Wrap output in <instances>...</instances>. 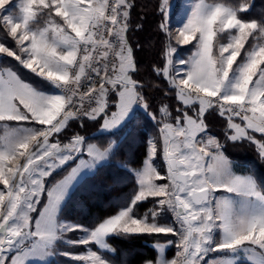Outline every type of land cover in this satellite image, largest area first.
<instances>
[{
	"label": "snow or ice",
	"instance_id": "1",
	"mask_svg": "<svg viewBox=\"0 0 264 264\" xmlns=\"http://www.w3.org/2000/svg\"><path fill=\"white\" fill-rule=\"evenodd\" d=\"M167 5L168 0H163L161 13L165 21L161 22L160 29L165 33L168 29ZM131 7L129 0H113L112 3L109 0H20L16 15L13 13L17 8L15 0H0V27L6 28L20 52L18 55L0 43V54L13 57L37 77L63 90L62 94H47L25 83L11 68L0 69V122H4L5 127V135L0 139V186L3 187L0 190V264H26L30 254L36 258L45 256L62 239L63 233L76 231L84 232V236L78 241L64 243L87 246L94 242L107 248L105 237L110 234L175 235L179 232L181 251L178 255L182 257V264H201L209 253L236 254L249 251L254 245L261 250L260 264H264V190L250 176H233L226 160L212 157L215 163L205 167L202 161L210 155L208 145H215L217 149L220 145L209 138L206 144L198 146L197 140L198 133L207 132L205 112L216 108L228 120L229 129L234 130L235 134L228 139L257 143L264 156V141H255L249 134V130H254L264 135V46L247 53L246 62L233 69L246 38L254 31L264 34V21L246 23L237 18V12L247 11V7L197 5L176 37L181 44L197 41L193 57L189 61L179 59L180 67L170 76L169 66L175 49L169 48L165 53V67L154 69L177 89V97L184 105L199 104L195 119L185 112L182 113L183 123L177 116L175 125L164 123L161 128L169 184L153 183V177L159 173L149 164L136 173L140 191L132 200V206L89 230L81 225L56 221V213L78 172V168H73L61 185L47 192L48 204L40 213V219L33 223L30 214L36 211L44 192V177L69 161L79 160L80 167H95L111 147L101 152L88 145V154L95 155L86 163L81 158L84 137L74 136L63 145L59 140L49 143V137L61 133L70 119L95 121L102 118V130L128 127L137 119V109H148L138 91L144 85L132 78L137 71L136 62L124 35ZM34 9L50 18H59L60 23L49 19L45 27L34 30L30 26V21L36 22ZM217 24L219 28L214 30ZM225 29L235 30L239 35L221 44L219 56L213 58L216 30ZM105 36L115 38V47ZM110 55L114 59L110 60ZM82 78L86 90L81 93ZM109 92L112 93V107L116 109L111 111L110 118ZM93 102L95 107H91ZM85 103L89 104L88 109ZM160 111L168 115L166 107ZM149 116L156 119L150 113ZM235 117L244 121L245 126L233 123ZM8 122L43 127H18L9 132ZM177 139L182 141L183 150L175 143ZM170 146L173 151L169 150ZM149 148V155H155L156 145L151 141ZM20 158H23L22 164L18 162ZM217 191L225 194L217 197ZM149 197L157 198L161 211L170 209L174 213L179 229L157 224L160 211H152L151 223L147 216L135 218L133 206ZM238 198L245 199L248 204L238 209L234 204ZM217 230L222 231L219 241L214 239ZM26 242L31 246L22 252L21 247ZM156 247L159 251L164 249V245ZM77 259L89 260L90 264H106L101 256L90 250ZM157 264L177 262L161 258ZM222 264H233V261L225 260Z\"/></svg>",
	"mask_w": 264,
	"mask_h": 264
},
{
	"label": "trees",
	"instance_id": "2",
	"mask_svg": "<svg viewBox=\"0 0 264 264\" xmlns=\"http://www.w3.org/2000/svg\"><path fill=\"white\" fill-rule=\"evenodd\" d=\"M220 2L235 9L247 11L237 12V16L245 21L255 20L258 24L264 21V0H207ZM132 7L129 9L128 25L126 31L127 44L133 49V58L136 62V73L132 78L144 85L141 94L148 104V109L137 110V119L128 127L124 125L112 131H99L102 118L90 120L82 118L72 121L71 126L61 133V139L66 141L78 131L80 134L87 132L92 134L93 140L98 141L104 147L111 140H116V145L110 153L109 160L102 163L95 172L86 175L74 187L68 199L61 209V217L77 223L94 227L107 217L117 213L121 208L131 204L136 195L139 183L134 169L141 168L149 154V142L158 144L156 162H163V144L159 126L165 118L161 113V107L167 104L171 111L170 120L176 124L175 117H181L182 113L195 115L199 111V104L184 105L177 97V89L163 75H157L154 69H161L166 65V51L169 48L170 37L162 32L160 24L165 21V15L161 13L162 0H129ZM176 11V10H175ZM5 32V27H0V33ZM226 33V32H225ZM225 33L220 36L225 37ZM253 41V37L249 42ZM1 63L7 61L14 67L18 75L25 81L36 87L47 88L45 80L36 75L28 76L27 72L18 67L15 62L1 58ZM112 106V93L109 96ZM149 113L156 117L151 119ZM233 123H241L239 117H235ZM204 123L207 126V134L219 145L220 150L233 161L236 172L249 173L253 176L257 185L264 190V156L261 155L259 145L249 142L247 139L231 141L228 139L233 130L228 127V120L219 114L218 109H208L204 114ZM87 128V130H86ZM255 141H264V135L249 130ZM63 142V141H62ZM71 161L64 165L61 171L73 164ZM47 182V186L52 182ZM152 199L137 202L134 212L138 216L145 214L150 216ZM163 235L154 233L109 235L108 242L113 251L102 250V254L113 261L114 264H142L157 257L156 241H160ZM79 246L70 245V249H78ZM47 264H83L70 260L64 256H57ZM240 264H251L243 261Z\"/></svg>",
	"mask_w": 264,
	"mask_h": 264
},
{
	"label": "rangeland",
	"instance_id": "3",
	"mask_svg": "<svg viewBox=\"0 0 264 264\" xmlns=\"http://www.w3.org/2000/svg\"><path fill=\"white\" fill-rule=\"evenodd\" d=\"M11 2V0H10ZM20 0H15V3L17 4V8L13 9V13L18 15L19 14V10H18V4H19ZM113 0H109V3H112ZM163 3V0H162ZM197 5H202L208 8H214L217 6H222V7H226V8H233L227 4L224 3H220V2H210L207 0H168V5H167V9H166V23L168 25V34L170 37V44H169V48L171 49H175V51L172 53L171 56V60H172V65L169 66V75H175V70L177 67H180V65L177 64V61L179 59H183L185 61H189L193 55L195 54V52L197 51V41L196 40H191L190 43L188 44H181L176 37L179 35V30L182 27L183 23H186L187 19L191 18V13L196 9ZM248 7L247 5L244 6ZM235 9V8H233ZM176 10V11H175ZM34 11L37 12V17H36V22L33 24L30 21V26L33 27V29H42L43 27H45L49 21V19H55L56 23H60V19L56 18V17H48L47 15H43L41 14L37 9H34ZM238 19H241L237 16ZM242 21L246 22V23H250L253 20L250 21H245L243 19H241ZM128 22V19H127ZM128 25V23H127ZM219 25H215L214 26V30L218 29ZM226 32V33H225ZM225 33V37L224 36H220V34ZM126 36V33H124ZM49 38H52V33L49 32ZM239 33L235 30L232 29H225L223 31H219L216 30V35L213 38V43H212V56L213 58H217L219 56V46L221 44H227L228 42H230L231 38L233 36H238ZM196 36L199 37V33H196ZM253 37V41L249 42V39ZM126 38V37H125ZM109 40H111L113 42V46L115 47L117 41L115 40L114 37H109ZM0 43H3L5 45V47L10 48L13 51H16L17 54L19 55V48L15 42V40L13 38H11L5 28V32L4 33H0ZM27 44V42H25ZM259 46H264V34H261L259 32L254 31L251 35H249L246 40L244 41V47L241 49V53L240 56L237 58V61L234 63L233 65V69L236 68V66L240 63H244L246 62V58H247V53L251 52L253 49L258 50ZM168 48V49H169ZM4 58L5 60H9L12 62H15V64L18 67H21L22 69H24L28 76H30L31 74L33 75V73H31L29 70L25 69L22 65H20L18 62L15 61V59L13 57H7L6 54H0V59ZM23 58V57H22ZM109 59L112 60L114 59L111 55L109 56ZM262 67H264V65H262ZM4 68H11L14 72H16V74L18 75V72L16 71V69L14 67H12V65L10 66L9 63L6 61L5 64L1 63L0 60V69H4ZM31 75V76H32ZM19 76V75H18ZM20 77V76H19ZM21 78V77H20ZM255 79V77H254ZM21 80H23L25 83H28L30 85H32V87L36 88L38 91L47 93V94H60L57 92L58 88H55L51 83H49L47 80L46 83L48 84L47 88L45 87H36L34 86L32 83H29L27 81H25L23 78H21ZM44 80V79H42ZM105 87H108V85H105ZM60 90V89H59ZM111 95V92H109V96ZM108 96V100H109V105H110V98ZM191 105V104H190ZM96 106V105H95ZM167 109V113L168 115L163 114L165 120L161 122L160 126H159V130H160V134H161V140H162V144H163V133L161 132V128L163 127L164 123H169L172 125H175L174 122H172L170 120L171 118V111L169 110V107L167 106V104H164L161 108H165ZM89 107H86L85 109H88ZM139 109H143L142 107ZM23 110V109H22ZM116 109L114 107L111 106L110 111H109V118L111 117V111H115ZM138 110V109H137ZM189 116H192L194 119L196 118L195 115H191L188 114ZM80 119H70L68 121V125L67 127H69V125L71 126V122L72 121H78ZM104 120L102 119V123L100 125L99 131H112V130H117L119 128H121L120 126H117L115 128H111L109 130H102V126H103ZM239 125H241V127L245 126L244 124L241 123H237ZM18 127H23V128H42L43 126H40L38 124H33V123H23V124H19L18 122H8L7 124V130L9 132L17 129ZM65 127L62 132L67 128ZM87 130V128H86ZM61 132V133H62ZM61 133L59 134H55L51 137H49V143H55L57 140H59L60 144H67L71 141V139L74 136H82L85 139V144L83 146V154L81 156V158L86 162H91L93 159V155H95V153L93 155H89L87 152V146L88 145H92L95 148H98L101 152H104L105 149H108L109 146L110 150L107 154V156L102 159V160H98L96 162V166L92 167V168H87V167H80V162L79 160H76L73 164L69 165L68 167H66L63 171L62 168L64 167V165L58 167L55 169V171H53L51 173V175L44 177L43 179V184H44V192L42 193L41 197H40V201L36 206V211L31 213V217H32V221L33 223L35 222V220L40 219V213L43 212L44 207L48 204V195L47 192L49 190L55 189L57 188L59 185H61L67 177H69V174L72 172L73 168H78V172L76 174V178L74 180L71 181L69 187H68V194L64 197V200L61 202L60 205V211L58 213H56V221L58 224L60 223H71V224H77V225H81L84 228H87L89 230H94L95 227H97L100 223H103L106 219H109L115 215H117L120 211L124 210L125 208L132 206V203L126 207H123L120 209L119 212L107 217L106 219H104L103 221H101L98 225L91 227V226H86L80 223H77L75 221L69 220V219H65L61 217V209L64 205V203L66 202V200L68 199L70 193L72 192V190L74 189V187L78 184L79 181H81V179H83L86 175H89L93 172L96 171V169L98 168V166H100L102 163L106 162L109 160V156L110 153L112 152V150L114 149L115 145H116V140H111V142L109 143L108 146L104 147L103 145H101L98 141L91 139L92 138V134L90 133H86V134H80L78 131H75L74 133H76L75 135H73L72 137H69L66 141L61 139ZM233 134L234 130H233ZM5 135V127H4V122H0V139L3 138V136ZM207 140L210 138V136L206 133L205 134ZM201 139H203L202 137V133H198L197 134V140L200 142L199 146H203L206 143H202ZM213 139V138H211ZM214 140V139H213ZM63 141V142H62ZM215 141V140H214ZM152 143H154L156 145V153L153 156H150L148 154L147 158L145 159V163L143 164V166L141 168L138 169H134V173L136 175L137 172H142L149 164L155 169V171L157 173H159L158 176L153 177V183L155 184H169V180L167 179L168 176V170L167 167L164 165L165 161L163 158V153H162V159L164 163H160L159 161L156 162V155L158 153V144L153 140ZM32 146L30 145V148ZM163 148H164V144H163ZM183 149V148H181ZM171 150V148H170ZM212 150H217V148L215 147V145H208L207 147V151L209 153H211L209 156H206L204 158L208 157V160L203 159L202 163L204 164L205 167H207L208 165H212L215 163V161L212 159V157H216L219 160H226L228 162V167H229V171L231 172V174L233 176H250L253 178V176L249 173H244V174H238L234 171L233 169V161L227 157L222 151L217 152V153H213ZM150 152V149H149ZM19 163H23V158H20ZM71 162V161H69ZM68 162V163H69ZM15 162H10V164L14 165ZM67 163V164H68ZM66 165V164H65ZM137 181H139V177L136 176ZM254 179V178H253ZM50 180H53L48 186H47V182H49ZM139 183V182H138ZM0 190H3V187L0 186ZM140 191V186L138 188V191L136 193V195L139 193ZM225 193H223L222 191H217L215 193V195L217 197L224 195ZM135 195V196H136ZM134 196V197H135ZM148 199H152V206L150 207L149 211H150V216L145 214L143 216H138L135 214V218H144L145 216H147L148 218V222L151 223L152 222V216L151 213L152 211H160L161 214L159 216L156 217V223L161 225V226H165V225H172L174 227H176L177 229H179V224L176 222L175 219V215L174 213L168 209V210H164L161 211L157 205V198H152L149 197ZM235 206L240 209L245 207L248 204V201H246L243 198H238L234 201ZM213 207H215V201H213ZM134 208V206H133ZM111 235V234H110ZM163 235V237L161 238L160 241H156V243L154 244L155 247L158 245H164V249L163 251H159L158 248L157 249V257L154 260H148L145 261L142 264H148V262H151V264H157V261L161 258L168 260V261H172V260H176L177 264H182V257L178 255V253L181 251V240H180V235L179 232H177V234H161ZM84 236V232L82 231H76V232H66L62 234V239L60 241H58L56 243V245L50 249L49 253L45 256L36 258L34 256H32L31 254L28 256L26 264H28V262H30V264H47L48 262H50L52 259H54L55 257L61 255L64 257L69 258L70 260H74L83 264H90L89 260H79L77 259L78 257L81 256H86L88 251H93L96 252L97 255L101 256L105 261L106 264H114L113 261L109 260L108 258H106L102 252V250H109V251H113V248L110 246L109 242H108V236L105 237V243L108 245L107 248H101L100 245L92 242L87 246H79L78 249H70V245L72 244H68V243H64V241H78L79 239H81ZM214 239L216 241H219L220 239H222V231L217 230L214 232ZM171 242V243H170ZM30 243L26 242V244L24 246L21 247V251H26V249L28 247H30ZM67 254V255H65ZM262 256V252L259 249L258 246H250V250L249 251H240L236 254H233L231 252H212L209 253L208 256H206L204 258L203 261H201V264H222L223 261L225 260H232L233 264H240L243 261H247L251 264H260V258Z\"/></svg>",
	"mask_w": 264,
	"mask_h": 264
},
{
	"label": "built area",
	"instance_id": "4",
	"mask_svg": "<svg viewBox=\"0 0 264 264\" xmlns=\"http://www.w3.org/2000/svg\"><path fill=\"white\" fill-rule=\"evenodd\" d=\"M128 13H129V10H128ZM129 15V14H128ZM103 31V30H102ZM125 35V34H124ZM105 38L106 39H108L109 37L108 36H105ZM62 92H63V90L62 89H60ZM86 90V87H85V81L83 80V78H82V81H81V88H80V92L82 93V92H84ZM95 103L93 102L92 104H91V107H95ZM85 108L86 107H89V104L88 103H85V106H84ZM73 111H75V109H73ZM202 137H203V139H201V142L204 144V143H206L207 142V138H206V136H205V134L204 133H202Z\"/></svg>",
	"mask_w": 264,
	"mask_h": 264
},
{
	"label": "crops",
	"instance_id": "5",
	"mask_svg": "<svg viewBox=\"0 0 264 264\" xmlns=\"http://www.w3.org/2000/svg\"><path fill=\"white\" fill-rule=\"evenodd\" d=\"M57 92L58 93H60V94H62L63 92L61 91V90H59V89H57ZM175 143L176 144H179L180 145V147L181 148H183V145H182V141L180 140V139H177L176 141H175ZM199 146V145H198ZM170 148H171V150H173L172 149V147L170 146ZM170 150V149H169ZM213 151V153H217V152H220L221 150L220 149H217V150H212ZM211 154V153H210ZM163 158H164V154H163ZM205 160H208V157L207 158H204ZM164 161H165V166L167 167V169H168V164H167V161H166V159L164 158ZM233 169H234V165H233ZM234 171H235V169H234ZM236 172V171H235ZM236 173H238V172H236ZM238 174H241V173H238ZM242 175V174H241Z\"/></svg>",
	"mask_w": 264,
	"mask_h": 264
},
{
	"label": "water",
	"instance_id": "6",
	"mask_svg": "<svg viewBox=\"0 0 264 264\" xmlns=\"http://www.w3.org/2000/svg\"><path fill=\"white\" fill-rule=\"evenodd\" d=\"M174 135V134H173ZM170 151H173V150H170ZM183 170V169H182Z\"/></svg>",
	"mask_w": 264,
	"mask_h": 264
},
{
	"label": "bare ground",
	"instance_id": "7",
	"mask_svg": "<svg viewBox=\"0 0 264 264\" xmlns=\"http://www.w3.org/2000/svg\"><path fill=\"white\" fill-rule=\"evenodd\" d=\"M181 150H183V149H181Z\"/></svg>",
	"mask_w": 264,
	"mask_h": 264
}]
</instances>
